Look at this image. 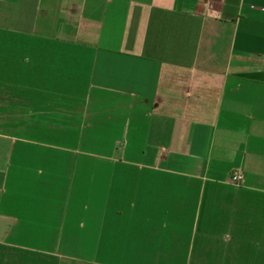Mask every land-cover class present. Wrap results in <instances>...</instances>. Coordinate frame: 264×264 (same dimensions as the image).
<instances>
[{
  "label": "crops",
  "instance_id": "0c3cea01",
  "mask_svg": "<svg viewBox=\"0 0 264 264\" xmlns=\"http://www.w3.org/2000/svg\"><path fill=\"white\" fill-rule=\"evenodd\" d=\"M0 264H264V0H0Z\"/></svg>",
  "mask_w": 264,
  "mask_h": 264
},
{
  "label": "built area",
  "instance_id": "2783aa9c",
  "mask_svg": "<svg viewBox=\"0 0 264 264\" xmlns=\"http://www.w3.org/2000/svg\"><path fill=\"white\" fill-rule=\"evenodd\" d=\"M239 179H240V176H239L238 173H235V174H233V175L231 176V181H232L233 183H236Z\"/></svg>",
  "mask_w": 264,
  "mask_h": 264
}]
</instances>
